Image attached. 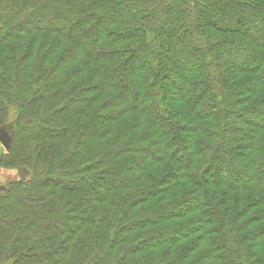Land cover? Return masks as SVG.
<instances>
[{
  "label": "trees",
  "instance_id": "1",
  "mask_svg": "<svg viewBox=\"0 0 264 264\" xmlns=\"http://www.w3.org/2000/svg\"><path fill=\"white\" fill-rule=\"evenodd\" d=\"M3 125L0 264H264V0H0Z\"/></svg>",
  "mask_w": 264,
  "mask_h": 264
},
{
  "label": "rangeland",
  "instance_id": "2",
  "mask_svg": "<svg viewBox=\"0 0 264 264\" xmlns=\"http://www.w3.org/2000/svg\"><path fill=\"white\" fill-rule=\"evenodd\" d=\"M234 21L240 22L241 20L239 17H237ZM7 151L8 150H5L0 143V157L1 155H4L5 153H7ZM223 165H224L223 169L227 170L229 167V164L227 162H224ZM240 171L243 172V175H247L245 169L242 168ZM18 178H19V169L9 167V166L7 167V166L0 164V187H1L0 190H5L11 181L17 180ZM237 185H238L237 188L244 189L243 190L244 192L246 191L244 195H246L247 197H251L253 199V197L257 198L258 196H260V195H257V192H255L254 189H251V188L247 189V187L243 186L242 184H237Z\"/></svg>",
  "mask_w": 264,
  "mask_h": 264
},
{
  "label": "water",
  "instance_id": "3",
  "mask_svg": "<svg viewBox=\"0 0 264 264\" xmlns=\"http://www.w3.org/2000/svg\"><path fill=\"white\" fill-rule=\"evenodd\" d=\"M0 143L5 150L9 149L11 143V136L4 126L0 128Z\"/></svg>",
  "mask_w": 264,
  "mask_h": 264
}]
</instances>
